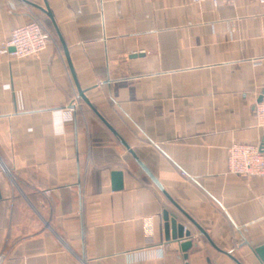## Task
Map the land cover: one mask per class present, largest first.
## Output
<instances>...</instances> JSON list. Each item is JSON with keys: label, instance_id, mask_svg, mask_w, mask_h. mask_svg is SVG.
I'll list each match as a JSON object with an SVG mask.
<instances>
[{"label": "crops", "instance_id": "1", "mask_svg": "<svg viewBox=\"0 0 264 264\" xmlns=\"http://www.w3.org/2000/svg\"><path fill=\"white\" fill-rule=\"evenodd\" d=\"M46 3L56 29L0 0V42L33 16L52 37L36 57L0 55V264H263L264 174L229 172L227 155L264 151V4ZM165 211L189 237L165 238Z\"/></svg>", "mask_w": 264, "mask_h": 264}, {"label": "built area", "instance_id": "2", "mask_svg": "<svg viewBox=\"0 0 264 264\" xmlns=\"http://www.w3.org/2000/svg\"><path fill=\"white\" fill-rule=\"evenodd\" d=\"M203 1L205 0H192L194 3ZM255 1L264 4V0ZM212 2L216 5L217 0H212ZM51 42L52 37L50 32L41 25L37 17L33 16L29 22L13 28L8 38L0 42V55L36 57ZM11 47L13 48L12 51H10ZM63 113H59V117L71 118L70 108ZM253 115L257 124L264 127V95L260 101L254 103ZM227 170L245 178L263 175V148L258 143H231L228 147Z\"/></svg>", "mask_w": 264, "mask_h": 264}, {"label": "water", "instance_id": "3", "mask_svg": "<svg viewBox=\"0 0 264 264\" xmlns=\"http://www.w3.org/2000/svg\"><path fill=\"white\" fill-rule=\"evenodd\" d=\"M25 3L27 4H30L32 5L33 3H31L30 1L28 0H23ZM44 1V7L42 6H39V5H35L38 9H40L43 13H45L49 18L50 20L52 21L55 29H56V25H55V22H54V19L52 17V14L49 10V7L46 3V0H43ZM57 32V35H58V38L63 46V49H64V52H65V55H66V59L68 61V64H69V67H70V70L73 74V71H72V66H71V62H70V59H69V56H68V52H67V48H66V45L62 39V37L60 36V34L58 33V31L56 30ZM13 48L11 47L10 48V51H12ZM74 76V75H73ZM78 88V94L79 96L85 100L86 102L87 99L86 97L84 96V93L81 89H79V87L77 86ZM262 97H260L258 99V101L261 100ZM96 112V110H94ZM97 113V112H96ZM97 115L100 117V119L105 123V125L114 133L116 134V132L114 131V129L103 119V117H101L98 113ZM122 144L125 146V147H128L127 144L124 142V141H121ZM130 152L133 154V152L130 150ZM134 155V154H133ZM136 158V157H135ZM137 159V158H136ZM138 161V159H137ZM139 162V161H138ZM139 164L141 165V167L146 171V173L151 177L152 181L159 187V189H161V191L166 195V197L171 201V203L176 207V209H178V211H180L187 219H189L193 224H195L197 226V224L192 221V219H190V217H188L184 211H182L180 209V207L171 199V197L165 192V190L163 189V187L161 186V184L158 182V180L146 169V167L141 163L139 162ZM112 188L114 190H118L120 188H122V172L121 171H113L112 173ZM171 217V218H170ZM163 220H164V232H165V238L168 239L170 237V234H169V230H171V238L172 239H182L184 237H189L190 236V233L188 230L185 229V226L184 224L182 223H178L177 222V217L173 214H170L168 211H165L163 213ZM198 227V226H197ZM200 231H202L200 229V227H198ZM191 244V241L190 240H187V241H184L182 244H181V248L182 250H185L187 247H189V245ZM256 253L260 259V261L264 264V244L259 246L258 248H256Z\"/></svg>", "mask_w": 264, "mask_h": 264}, {"label": "trees", "instance_id": "4", "mask_svg": "<svg viewBox=\"0 0 264 264\" xmlns=\"http://www.w3.org/2000/svg\"><path fill=\"white\" fill-rule=\"evenodd\" d=\"M41 23V22H40ZM42 25V24H41ZM43 26V25H42Z\"/></svg>", "mask_w": 264, "mask_h": 264}, {"label": "rangeland", "instance_id": "5", "mask_svg": "<svg viewBox=\"0 0 264 264\" xmlns=\"http://www.w3.org/2000/svg\"><path fill=\"white\" fill-rule=\"evenodd\" d=\"M38 19V18H37ZM47 30V29H46Z\"/></svg>", "mask_w": 264, "mask_h": 264}]
</instances>
